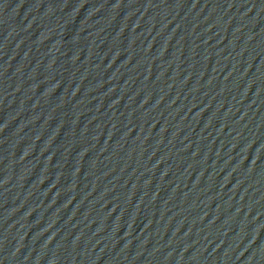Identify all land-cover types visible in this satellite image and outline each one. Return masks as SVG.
I'll list each match as a JSON object with an SVG mask.
<instances>
[{"label":"water","instance_id":"95a60500","mask_svg":"<svg viewBox=\"0 0 264 264\" xmlns=\"http://www.w3.org/2000/svg\"><path fill=\"white\" fill-rule=\"evenodd\" d=\"M0 264H264V0H0Z\"/></svg>","mask_w":264,"mask_h":264}]
</instances>
